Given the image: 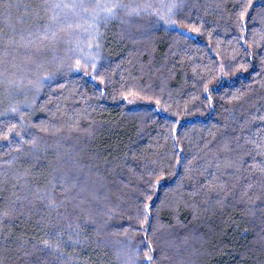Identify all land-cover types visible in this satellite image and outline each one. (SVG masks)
<instances>
[{
    "label": "trees",
    "instance_id": "16d2710c",
    "mask_svg": "<svg viewBox=\"0 0 264 264\" xmlns=\"http://www.w3.org/2000/svg\"><path fill=\"white\" fill-rule=\"evenodd\" d=\"M0 264H264V0H0Z\"/></svg>",
    "mask_w": 264,
    "mask_h": 264
},
{
    "label": "rangeland",
    "instance_id": "374dc122",
    "mask_svg": "<svg viewBox=\"0 0 264 264\" xmlns=\"http://www.w3.org/2000/svg\"><path fill=\"white\" fill-rule=\"evenodd\" d=\"M77 74L82 76L83 79H85L86 81H91L95 84V86H97L98 88L102 89V84L99 82H96L94 79L93 75L88 74L86 71L82 70V69H78ZM20 92V91H19ZM142 105V102L135 100V99H129L127 101V107L129 108H135V107H140Z\"/></svg>",
    "mask_w": 264,
    "mask_h": 264
},
{
    "label": "snow or ice",
    "instance_id": "6c2138e0",
    "mask_svg": "<svg viewBox=\"0 0 264 264\" xmlns=\"http://www.w3.org/2000/svg\"><path fill=\"white\" fill-rule=\"evenodd\" d=\"M149 260H151V257H148Z\"/></svg>",
    "mask_w": 264,
    "mask_h": 264
}]
</instances>
